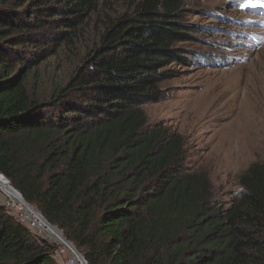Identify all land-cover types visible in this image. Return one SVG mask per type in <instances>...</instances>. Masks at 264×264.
<instances>
[{"label":"trees","instance_id":"trees-1","mask_svg":"<svg viewBox=\"0 0 264 264\" xmlns=\"http://www.w3.org/2000/svg\"><path fill=\"white\" fill-rule=\"evenodd\" d=\"M108 1L0 0V174L87 264H264V164L221 209L182 137L147 125L143 107L195 58L186 1L117 0L107 15ZM88 29L73 73L43 95L42 66ZM40 242L0 206V264H57Z\"/></svg>","mask_w":264,"mask_h":264},{"label":"rangeland","instance_id":"rangeland-1","mask_svg":"<svg viewBox=\"0 0 264 264\" xmlns=\"http://www.w3.org/2000/svg\"><path fill=\"white\" fill-rule=\"evenodd\" d=\"M185 1L187 21L200 31L197 43L181 47L195 58L186 68L173 67L177 77L162 84L166 98L145 105L143 111L148 126L182 137L184 165L208 177L215 203L225 209L241 192L238 177L251 164H264V0ZM101 6L107 15L125 9L117 0ZM95 37L88 29L76 49L42 66L43 95H50L52 84L68 80ZM49 243L65 262L69 250L51 238Z\"/></svg>","mask_w":264,"mask_h":264},{"label":"built area","instance_id":"built-area-1","mask_svg":"<svg viewBox=\"0 0 264 264\" xmlns=\"http://www.w3.org/2000/svg\"><path fill=\"white\" fill-rule=\"evenodd\" d=\"M13 193L14 192L11 187L7 185V183L0 175V206L10 211L12 217L23 224L26 228H28L33 233L36 240H38L39 242L44 241L49 243V239L51 237L47 234L46 229L40 228V222L38 223V227H36V218L31 213L27 212L18 196ZM60 255L61 253L55 252L53 258L61 260L62 264H87L83 257L72 254L71 252H69V256L67 257L65 262L62 261Z\"/></svg>","mask_w":264,"mask_h":264},{"label":"water","instance_id":"water-1","mask_svg":"<svg viewBox=\"0 0 264 264\" xmlns=\"http://www.w3.org/2000/svg\"><path fill=\"white\" fill-rule=\"evenodd\" d=\"M0 175H1V174H0ZM1 176H2V178L4 179V181L7 183V185L10 186L11 189L13 190V192L18 196V198L20 199V201H21L25 206H28L30 209L33 210V208L23 200L21 194H20L18 191H16V190L12 187V185L10 184V182H9V181H8L3 175H1ZM36 213H37V212H36ZM37 214L41 217V215H40L39 213H37ZM45 221H46V220H45ZM46 223H47L48 227H51V228L55 229V230L57 231V233H59L58 230H57L54 226L50 225L47 221H46ZM59 235H60L62 241L59 243V242H57L56 240H54L53 242H55V243H57L58 245H62L63 247L67 248L72 254L79 255V254L77 253V250L75 249V247H73V245H71V243H70L68 240H66L65 238H63V237L61 236L60 233H59Z\"/></svg>","mask_w":264,"mask_h":264},{"label":"bare ground","instance_id":"bare-ground-1","mask_svg":"<svg viewBox=\"0 0 264 264\" xmlns=\"http://www.w3.org/2000/svg\"><path fill=\"white\" fill-rule=\"evenodd\" d=\"M14 194V193H13ZM23 204V203H22ZM23 206H24V208L27 210V212L28 213H31L35 218V222H36V227H38V223L40 222V224H41V226H40V228H44V229H46V231H47V234L49 235V236H52V235H57L56 237L58 238V240H60L61 239V237H60V235L57 233V231L55 230V229H53V228H51V227H48V225H47V223H46V221H44L43 219H41L37 214H36V212L35 211H33L32 209H30L28 206H25L24 204H23ZM45 222V223H44ZM45 224V225H44ZM44 226H46V227H44ZM51 239L54 241L55 239H53V236L51 237ZM60 241H62V239L60 240ZM70 252V251H69Z\"/></svg>","mask_w":264,"mask_h":264},{"label":"snow or ice","instance_id":"snow-or-ice-1","mask_svg":"<svg viewBox=\"0 0 264 264\" xmlns=\"http://www.w3.org/2000/svg\"><path fill=\"white\" fill-rule=\"evenodd\" d=\"M261 6H264V5H261Z\"/></svg>","mask_w":264,"mask_h":264}]
</instances>
